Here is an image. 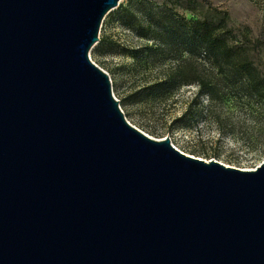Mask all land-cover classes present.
<instances>
[{"label":"water","instance_id":"water-1","mask_svg":"<svg viewBox=\"0 0 264 264\" xmlns=\"http://www.w3.org/2000/svg\"><path fill=\"white\" fill-rule=\"evenodd\" d=\"M122 0H0V264H264V161L130 124L90 58Z\"/></svg>","mask_w":264,"mask_h":264},{"label":"rangeland","instance_id":"rangeland-1","mask_svg":"<svg viewBox=\"0 0 264 264\" xmlns=\"http://www.w3.org/2000/svg\"><path fill=\"white\" fill-rule=\"evenodd\" d=\"M136 3L122 0L105 17L99 34L105 46L90 52L108 73L127 121L155 139L170 137L187 155L257 168L264 161V0H198L191 7L219 26L235 57L252 63L256 88L240 77L239 68L219 67L197 51L190 55V45L178 46L173 59L155 41L139 38L120 19V10ZM190 79L213 86L214 99L197 97L198 85Z\"/></svg>","mask_w":264,"mask_h":264},{"label":"trees","instance_id":"trees-1","mask_svg":"<svg viewBox=\"0 0 264 264\" xmlns=\"http://www.w3.org/2000/svg\"><path fill=\"white\" fill-rule=\"evenodd\" d=\"M133 1L137 2L134 8L123 7L120 10V19L122 25L139 38L155 41L164 47V52L170 53L173 59H176L175 52L178 46L190 45V48H186L190 55L197 51L211 58L219 67L239 68L242 71L240 77L256 88V80L250 72L253 69L252 63L238 53L235 57L233 47L230 46L224 33L219 31V26L201 12L191 8L193 4L198 3V0H161L151 3L142 0ZM128 14L130 17L126 18ZM105 42V38L101 39L96 47L97 52H101ZM145 49L151 50L149 46ZM141 52L140 50L138 53ZM187 82L198 85L197 97L207 95L214 99L215 88L208 82L201 79H190Z\"/></svg>","mask_w":264,"mask_h":264}]
</instances>
